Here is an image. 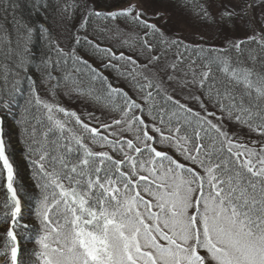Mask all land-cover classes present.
<instances>
[{"label": "snow or ice", "instance_id": "obj_1", "mask_svg": "<svg viewBox=\"0 0 264 264\" xmlns=\"http://www.w3.org/2000/svg\"><path fill=\"white\" fill-rule=\"evenodd\" d=\"M0 13V264H264V0ZM7 116L35 180L27 210Z\"/></svg>", "mask_w": 264, "mask_h": 264}, {"label": "trees", "instance_id": "obj_2", "mask_svg": "<svg viewBox=\"0 0 264 264\" xmlns=\"http://www.w3.org/2000/svg\"><path fill=\"white\" fill-rule=\"evenodd\" d=\"M35 2L38 4L52 3V0H35ZM22 12L24 18L31 24L38 25L44 22L45 10L43 9V7L37 10L25 5L22 9ZM47 13L48 15H51V8L47 10ZM0 15H2V13H0ZM17 15L19 16L20 12H17ZM0 23H2V21H0ZM30 47L37 54V58L33 61L32 64V74L38 77L39 69L37 65L39 63V54L42 49V41L38 33H33ZM105 74L107 75L108 73ZM22 87L25 89V95L24 96L17 95L16 104L13 106V112L17 115V117L19 116L21 108L24 105L25 96L27 94V88H28L27 82H25L22 85ZM58 99L59 102L63 104L65 107L72 108L78 111L85 108V105L82 102L77 101L75 99H69L65 95H61L60 97H58ZM5 124L7 126L6 131L13 137V146L10 148V152H12L15 157V164L17 166V171H18L17 187L20 190L23 203L25 204V208L27 210L29 207H32L34 204L32 197L34 193L35 180L33 178L32 170L27 167V163L25 161V153L22 151L23 147L25 146L23 144V137L19 136L16 131V125L13 116L5 117ZM2 198H3V192L0 191V199ZM26 215H27V211H26ZM26 222L34 223L35 221L33 218L32 220H26ZM3 227H4L3 213L2 211H0V230H2ZM22 244L26 245L29 249H31L32 245L27 240L22 241ZM2 247H3V241H0V250H2Z\"/></svg>", "mask_w": 264, "mask_h": 264}]
</instances>
